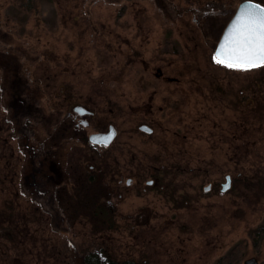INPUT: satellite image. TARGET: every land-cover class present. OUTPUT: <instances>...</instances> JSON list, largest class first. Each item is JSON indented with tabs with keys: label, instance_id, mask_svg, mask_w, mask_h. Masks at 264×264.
<instances>
[{
	"label": "rangeland",
	"instance_id": "rangeland-1",
	"mask_svg": "<svg viewBox=\"0 0 264 264\" xmlns=\"http://www.w3.org/2000/svg\"><path fill=\"white\" fill-rule=\"evenodd\" d=\"M243 1L0 0V52L33 98L23 103L27 125L38 132L29 126L30 136L48 135L51 113L58 123L71 105L86 106L96 113L91 129H118L109 151L122 167L131 169L129 157L137 155L147 168L138 191L164 165L168 198L183 202L176 207L156 190L137 191L117 208L118 230L96 235L84 223L53 240L106 248L115 264H264V195H257L264 189L245 184L248 175H264V65L228 67L214 52ZM250 1L264 7V0ZM1 95L0 85V102ZM141 124L152 126L151 137ZM76 137L68 142L73 155ZM1 173L0 204L26 212L21 176ZM227 176L231 188L223 193ZM15 220L0 219L10 231L0 237V264H39V254L49 264L48 219L41 227Z\"/></svg>",
	"mask_w": 264,
	"mask_h": 264
},
{
	"label": "flooded vegetation",
	"instance_id": "flooded-vegetation-1",
	"mask_svg": "<svg viewBox=\"0 0 264 264\" xmlns=\"http://www.w3.org/2000/svg\"><path fill=\"white\" fill-rule=\"evenodd\" d=\"M6 58L7 56L0 52V76L3 80L0 83L3 95L0 102V132L6 133L0 145L4 154V167L0 170L1 174L6 176L4 179L8 176H13V179L15 176H21L22 193L23 195L29 193V199L25 205L26 212L19 210L22 206L16 205L19 215L10 210L14 208L13 203L8 201H5V204L1 203L0 219L3 218L7 224L17 218L14 221L17 224L20 219L22 225L28 223L41 227V218H47L48 230L49 233L51 230L53 236L50 237L51 247L44 255L49 256L48 261L51 264H56L57 257H62L64 264H115L107 255L106 248L95 245L94 249L74 248L70 240H64V244L53 239L58 236L61 229L64 230L61 233H64L68 228L72 229L84 223H89L96 235L102 234L105 230H118L121 215L117 208L127 202L133 193H137L139 187L143 185V175L147 168H143L144 165L138 162L137 155H131L129 157L131 169H124L121 161L109 151L119 136L118 129L114 124L104 129H91V121L96 117V113L83 105H71L63 121L58 123L55 114L51 113L47 123L48 135L44 137L39 135L38 139L30 136L29 130L32 126L27 124H31V119L28 117L29 110L26 111L23 103L24 99L31 95L28 93L29 89L19 83L23 77L21 80L18 79L19 71L16 65ZM64 92L66 91L62 93ZM64 99L67 100V97ZM139 130L149 137L154 133L150 124H141ZM32 132L34 136L38 134L34 127ZM74 135L78 137L77 155L70 154L71 144H68ZM168 172L167 166L153 167L150 174L154 178L147 181L145 189L138 192L145 193L153 189L169 200V182L164 181L162 176L168 175ZM229 177H226V183ZM231 183L232 178L229 187L222 184L221 191L226 193L230 190ZM210 189L211 186L206 191ZM176 197L169 200L172 202L171 205L183 206L182 200L175 201ZM42 210L49 213L47 214L49 217L40 216ZM3 212H6V217L3 216ZM7 213L12 215L13 220H9ZM131 218L135 223L138 221L135 213ZM19 229V235L26 237L22 231L23 226ZM44 231L46 230H40L42 233ZM5 234H10L9 227L0 226V237H6ZM42 255H37L39 264H44L40 258ZM21 263L30 264L25 260H21ZM5 264H9L7 259Z\"/></svg>",
	"mask_w": 264,
	"mask_h": 264
},
{
	"label": "water",
	"instance_id": "water-1",
	"mask_svg": "<svg viewBox=\"0 0 264 264\" xmlns=\"http://www.w3.org/2000/svg\"><path fill=\"white\" fill-rule=\"evenodd\" d=\"M231 21L224 29V32L215 49V57L219 60H223L224 63L229 64L233 60L243 55L245 49L243 45L242 33L246 32L250 23L249 16L246 13H258L261 9H264L262 5L254 1L242 2ZM231 178H228L227 187Z\"/></svg>",
	"mask_w": 264,
	"mask_h": 264
},
{
	"label": "snow or ice",
	"instance_id": "snow-or-ice-1",
	"mask_svg": "<svg viewBox=\"0 0 264 264\" xmlns=\"http://www.w3.org/2000/svg\"><path fill=\"white\" fill-rule=\"evenodd\" d=\"M249 16L250 23L246 32L242 33L244 53L239 58L228 64V67L248 68L264 65V9L258 13H246ZM217 63H224L223 60H217Z\"/></svg>",
	"mask_w": 264,
	"mask_h": 264
},
{
	"label": "trees",
	"instance_id": "trees-1",
	"mask_svg": "<svg viewBox=\"0 0 264 264\" xmlns=\"http://www.w3.org/2000/svg\"><path fill=\"white\" fill-rule=\"evenodd\" d=\"M208 4V3H207ZM209 5V4H208ZM213 5V4H212ZM212 5H209V7H214ZM208 8V7H207ZM210 9V8H209ZM247 179H246V188L250 191L254 190V188H256L257 186L260 187L261 189H264V175L261 173V172H256L255 174L253 175H249L246 176ZM264 195V190L263 191H259V193H257V195ZM112 262V261H110ZM114 264V263H113ZM126 264H128L126 262Z\"/></svg>",
	"mask_w": 264,
	"mask_h": 264
}]
</instances>
